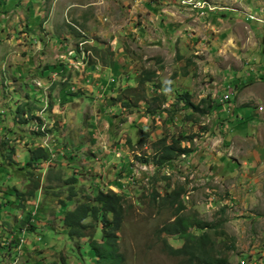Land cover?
<instances>
[{
  "label": "rangeland",
  "instance_id": "1",
  "mask_svg": "<svg viewBox=\"0 0 264 264\" xmlns=\"http://www.w3.org/2000/svg\"><path fill=\"white\" fill-rule=\"evenodd\" d=\"M243 12L264 19V0H0V264H93L63 218L99 190L124 196L125 264H188L162 241L182 245L162 231L181 188L217 255L264 264V24ZM183 137L190 153L153 162Z\"/></svg>",
  "mask_w": 264,
  "mask_h": 264
},
{
  "label": "trees",
  "instance_id": "2",
  "mask_svg": "<svg viewBox=\"0 0 264 264\" xmlns=\"http://www.w3.org/2000/svg\"><path fill=\"white\" fill-rule=\"evenodd\" d=\"M47 71L53 73L51 68H47ZM145 74L146 76L140 81L142 85L155 76V72H145ZM39 96L41 97V95ZM226 96L222 102H215L212 108L221 111L223 102L230 99L229 93ZM178 97L194 111H203V108L191 102L188 93ZM158 100H160L159 97L154 98V101ZM125 105L129 106L131 103L126 102ZM150 111L156 112L155 109H150ZM189 137L175 138L170 144L166 143V140L157 143L159 147L156 149L153 162L158 166H164L179 155L190 153L187 148L181 146L183 139L192 138ZM34 154L44 160L47 159V155L42 149L36 150ZM75 180L77 177L73 175L68 181L73 184ZM182 192H184L182 188L180 191L175 189L162 198V206H170L175 209L174 220L164 225L162 231L169 236H177L182 242V245L176 248L167 238H163L164 249L173 256H183L188 264H228V258L217 255V251H215L211 230L216 224L209 223L198 216L184 213L185 206L179 203ZM75 195L76 193L71 191L70 196ZM71 200L69 199L68 202ZM124 201V196L121 194L111 190L108 192L99 190L90 200L78 204L64 215L63 224L69 236L72 239L86 238L87 243L90 244L89 246L94 252L93 264H125V256L119 252L118 246V232L124 221ZM26 223L28 228L31 227L30 222ZM98 230L100 231L99 236L102 235V241L96 239ZM60 263L67 264L63 256H61Z\"/></svg>",
  "mask_w": 264,
  "mask_h": 264
},
{
  "label": "clouds",
  "instance_id": "3",
  "mask_svg": "<svg viewBox=\"0 0 264 264\" xmlns=\"http://www.w3.org/2000/svg\"><path fill=\"white\" fill-rule=\"evenodd\" d=\"M243 15H245L244 14V12H243ZM246 16V15H245ZM247 19V18H246ZM249 21H252V20H249ZM253 22H256V21H253ZM258 23H260V22H258ZM263 24V23H262ZM54 73V72H53ZM52 75V74H51ZM51 77V76H50ZM26 107H29V105L25 102V104H24ZM36 109L38 110V108L36 107ZM33 118H37L40 122H43L42 120H46V118L44 117V116H42L40 113H39V116H37L36 115V117H33ZM38 120H36L35 119V121H37L38 122ZM38 124H39V126H38V130H37V132L39 133V134H43L41 131H43V127H40V123L38 122ZM43 126H45V124H43ZM40 129H41V131H40ZM38 149H44V148H41L40 146L38 147V148H36V149H34L33 151H32V153H33V157H36V158H38V159H41L42 161H46V162H48L47 160H48V155H47V153L45 152V154L47 155V159H42L41 157H38V156H36L35 154H34V152L36 151V150H38ZM76 177V176H75ZM77 180H75V182L72 184L73 186L77 183L76 182ZM38 206V205H37ZM34 215H36V214H34ZM32 222V221H31ZM30 222V224H31V227H33L32 225L34 224V222L33 223H31Z\"/></svg>",
  "mask_w": 264,
  "mask_h": 264
},
{
  "label": "crops",
  "instance_id": "4",
  "mask_svg": "<svg viewBox=\"0 0 264 264\" xmlns=\"http://www.w3.org/2000/svg\"><path fill=\"white\" fill-rule=\"evenodd\" d=\"M152 8H153V6H151ZM150 10H152V9H150ZM153 11H155V13L156 14H158L157 12H156V8L155 9H153ZM148 12H149V10H148ZM226 13V12H225ZM229 13H232V12H228V13H226V14H229ZM216 14H214V15H211V17H213V16H215ZM158 16H159V14H158ZM260 49H262V46H261V48ZM261 57V56H260ZM47 69V68H46ZM53 70V69H52ZM257 70V69H256ZM45 72H47V70H45ZM45 72L44 73H42L41 74V77L42 76H46V77H48L47 75H45ZM53 72H54V70H53ZM52 74V73H51ZM48 87V85H45V87H44V89H46ZM43 96L41 95V97L39 96V95H37V96H32V93H31V95H30V97L29 96H27V98L28 99H25V102L29 105H31V106H34L33 104H31V103H28L29 101H31V102H33L34 100H36V99H38V98H42ZM39 100V99H38ZM30 107V106H29ZM42 108L41 106H39V105H37V106H35L34 108ZM31 108H33V107H31ZM66 146V147H65ZM61 148H64V149H66L65 151H68V148H67V145H62V147ZM63 153V152H62Z\"/></svg>",
  "mask_w": 264,
  "mask_h": 264
},
{
  "label": "built area",
  "instance_id": "5",
  "mask_svg": "<svg viewBox=\"0 0 264 264\" xmlns=\"http://www.w3.org/2000/svg\"><path fill=\"white\" fill-rule=\"evenodd\" d=\"M198 5L195 6L196 9H198V11H200L201 14H205V11H209V10H206L204 7H202V3H199L197 2ZM254 13V12H253ZM255 14V13H254ZM254 14H245L246 15V18L249 19V20H252V21H256V22H260V23H263L264 24V19L263 18H257ZM258 19V20H256ZM261 19V20H259ZM227 98V96H226Z\"/></svg>",
  "mask_w": 264,
  "mask_h": 264
},
{
  "label": "bare ground",
  "instance_id": "6",
  "mask_svg": "<svg viewBox=\"0 0 264 264\" xmlns=\"http://www.w3.org/2000/svg\"><path fill=\"white\" fill-rule=\"evenodd\" d=\"M42 123H44V122H42Z\"/></svg>",
  "mask_w": 264,
  "mask_h": 264
}]
</instances>
